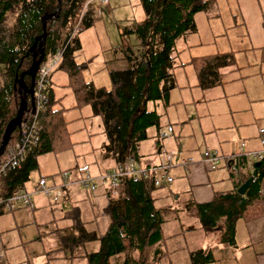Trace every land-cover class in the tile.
Listing matches in <instances>:
<instances>
[{"label":"trees","instance_id":"16d2710c","mask_svg":"<svg viewBox=\"0 0 264 264\" xmlns=\"http://www.w3.org/2000/svg\"><path fill=\"white\" fill-rule=\"evenodd\" d=\"M81 1L0 0V25L7 17L11 19L8 39L0 38V139L5 123L14 115L18 104L22 102L26 107L3 150L20 135L23 123L27 122L32 102L29 103L28 92L23 95L19 84L28 89V70L39 54L36 47L39 42L37 36L41 31V16L57 8L56 16L44 20V36L40 43L42 58L37 66L59 49V60L54 68L65 72V85L73 93L74 106L86 104L91 115L99 117L101 133L105 138L99 146L101 156L113 158L115 165L112 168L121 164L128 155H132L139 163L137 144L148 138L147 127L155 130L156 153L160 151V140L156 136L158 114L153 109H147L146 102L165 99L167 91L174 86L169 71L173 65L174 41L194 31L193 14L205 10L212 0H138L143 17L135 21L131 29H122L123 34H134L137 46H125L122 49L128 65L108 72V87L94 86L84 81L82 70L86 62L74 60V51L78 48L76 33L95 19L88 11L85 12L81 18L82 27L70 34ZM260 52V59L264 60V45L260 47ZM232 55V51H226L190 57L189 62L196 70L197 85L206 88L217 83L218 68L231 65ZM35 73L36 68L33 79ZM47 87L45 105L38 115L36 141L18 166L0 173L2 198L19 190L25 191L22 185L28 179L29 172L37 167L36 157L39 154L57 153L70 146L65 121L60 117L61 109L51 107L55 101L48 95ZM242 163L243 159L239 158L236 162L237 173ZM263 175L264 165L258 169L243 194H237L235 188L248 174L241 177L234 189L216 192L206 202L185 203L184 207L200 226L218 233L219 243L231 246L234 244L233 231L237 219L249 221L264 217V192L258 191V180ZM152 177L149 172L137 179L122 178L117 187L120 194L115 196L103 187L105 203L101 212L107 215L109 221L101 232L88 230L79 217L72 219L74 214L79 215L73 207L71 222L59 229L63 232V236H59V245L68 251V257H71L72 247L75 246L83 249L81 256L86 264H154L166 257L167 252L162 248L161 208L154 205L151 196L152 190L157 187L152 184ZM61 197L62 190L55 203L60 202ZM3 212L6 211H0V214ZM93 241L97 244L96 249L89 251L87 244ZM187 258L183 264H205L213 260L211 251L200 247L187 251Z\"/></svg>","mask_w":264,"mask_h":264},{"label":"rangeland","instance_id":"374dc122","mask_svg":"<svg viewBox=\"0 0 264 264\" xmlns=\"http://www.w3.org/2000/svg\"><path fill=\"white\" fill-rule=\"evenodd\" d=\"M233 7L234 5L231 0H212L205 10L197 12L193 18L196 32L195 34L189 35L190 43L202 40L204 36L202 35L203 29L207 25L210 26V21L217 25V34L215 35L217 44H224V47H232L234 44L242 41L241 37H239L240 40L237 41L234 36V32H236L239 25L236 22V15L233 11ZM142 17L143 12L138 4V0H108V5L102 8L100 16L95 17L91 24L85 27L86 30L83 33V37H78L80 49L75 56V60L76 62L87 61L88 67L82 71V77L85 80H92L93 83L104 87L109 86L108 71L114 68L113 66H116L114 61L111 60L116 54H119V50H121L122 53L124 47L121 45L123 42L129 47H132L136 42L134 34H123L122 29H131L134 22ZM10 20L11 19L7 17L6 21L0 25V38L8 39ZM77 29L76 25H74L73 32ZM62 31L67 30L63 29ZM177 40H175L174 48L178 53V59L184 61L188 56L185 52L186 50L183 49L184 45L180 40ZM206 46L207 44H205L204 47ZM233 48H235V46ZM243 53V51L239 50L232 52L234 63L244 66L236 70L235 78L237 76V79L229 81L226 75L220 76V79L225 81L223 89L225 90L228 103L230 102V95L227 89L235 91L243 90V92L247 94H252L256 91L260 81L257 70L259 69L260 72H264V60L260 61L261 59L259 60V58H257L258 54H254V58L250 53L247 55ZM238 75L240 76L239 78ZM64 76V73L61 71L53 70L50 80L52 81L54 97L58 94L62 95L61 100L56 106L67 107L73 104V97L68 88L60 86ZM1 79L2 75L0 76V80ZM216 89L218 88H214L212 91H216ZM209 102L205 101L204 103L207 107L209 106V108L210 106H214V109H211V112H213L211 118L221 121L224 117L222 114L223 101ZM152 105H156L155 109L160 111V104L158 101L147 102L146 107L151 109L153 108ZM202 107V105H195L196 114L199 116L201 131L193 133L197 137L194 138L192 142L189 143L186 141L181 148H176L172 146L173 139L169 140L168 138L165 141V152L169 153L171 152L170 150L173 151L170 154L171 166L167 170V174L171 177L172 182L162 183L155 187L151 192V196L154 198L155 205L164 208L162 211L163 217L165 212L168 211V213H172L174 217H177L178 220L166 223L163 221L161 224V231L164 237L162 248L168 254L154 264L186 263L188 260L187 251L197 247L204 248L207 244L212 245L218 238V233L215 230L200 227L194 216L188 217L187 213L179 208L180 202H176L173 198L170 199L166 194L168 190L174 187L181 188L182 190L185 189V187H183L185 180L178 178L176 175L179 171H182L181 167L178 166L181 160L191 159L194 161L188 164L197 163L206 166L207 164L203 162V156H201L203 151L221 155L217 147H211L207 138L202 137V126L207 123L206 120H202L203 115H205ZM224 112L228 115L227 110H224ZM231 115L233 116L234 112H232ZM62 117L65 120L68 119L66 128L70 131L69 138L73 142L71 148L57 154L45 153L37 156V168L30 172L25 182L26 185L34 184L38 177H44L45 182L51 184V180L48 179L49 176L52 175L51 173L57 174L60 170L72 167L74 164L80 165L85 163L88 165L90 172L101 171L113 165L114 160L112 157L103 158L100 155L98 146L104 142L100 120L98 116L90 114L87 105L67 107L62 111ZM237 118L241 119L243 123L242 128H245V130L249 132L251 126L247 123L245 114H240ZM263 120L264 117L259 116L253 121L254 123L256 122L255 126H258L262 124ZM262 125L264 128V124ZM147 132L151 134L152 128H147ZM248 135L247 133H241V135L236 138V141L238 140V142H240L241 140L243 142ZM151 139L152 138L143 139L138 147L142 159L148 161L147 163L157 164L159 162V157L154 151ZM234 148L235 146L231 148L232 151H235L234 153H237L239 148L243 151L247 150L243 146L239 147V144L235 149ZM186 149L190 150V152H185ZM222 163L223 160L221 157L217 167L221 166L219 169L224 171ZM72 173L75 177V172L72 171ZM68 176L72 177L70 171ZM213 188H223V190H225L228 188V182L227 180H222L218 184L213 185ZM117 194H120L119 189L112 192L111 195L115 196ZM104 202V197L98 196L94 200L89 201L79 200L76 203L70 201L66 209H61L59 203L50 204L44 206L43 209L40 210L42 213L41 215H39V212L34 211L37 208L32 210L34 213L31 215L30 212H26L25 210H23L22 214H15L14 211L1 213L0 264H8L13 259L20 260V257L23 258L24 255L31 257V255L34 254L36 255L32 256L29 261L23 259L18 262V264H70L68 262V251L59 245L60 237L63 236L62 230L59 229L71 222V215H73L72 211L75 208L78 210L79 215L76 216L74 214L72 219L79 217L78 219L83 220L82 223L88 230L96 229V231L99 230V232H101L109 221L107 215L101 212V206H103ZM175 204H177L176 207ZM168 205H171L172 208H169ZM87 207L91 209L90 212L92 214L88 215L86 213L87 210H82ZM81 212H83V215L80 218ZM28 215L31 217H27ZM38 235H40V240H38ZM96 246L97 244L95 241L87 244L89 251L95 250ZM77 247L81 246H75L77 253H82V248H79L78 251ZM49 254L52 255L49 256ZM57 259L59 260L58 262H56ZM63 259L67 260L62 261ZM74 264H78V261ZM84 264L86 263L84 262Z\"/></svg>","mask_w":264,"mask_h":264},{"label":"crops","instance_id":"0c3cea01","mask_svg":"<svg viewBox=\"0 0 264 264\" xmlns=\"http://www.w3.org/2000/svg\"><path fill=\"white\" fill-rule=\"evenodd\" d=\"M231 1L233 2L234 5L233 11L236 15V22L239 25L236 32H234L235 33L234 36L237 41H239L240 40L239 37H241L242 41L238 42L237 44H234L232 47L230 46L224 47V44L223 45L217 44V39L215 38V35L217 34L216 33L217 25H215L212 21H210L211 22L210 26L207 25L203 29L202 35L204 36L202 40H198L197 42L194 43H190L189 41V35L195 34L196 27L194 31L178 37L177 39H179L181 43L184 45L183 49L186 50L185 52L188 57L184 61H180L178 59V53L174 48L175 50H173L172 52L173 65L169 69L173 78L174 86L167 91V95L165 99L155 100L158 101L160 104V111H157L155 109L157 104L152 105L153 108H151L158 114V126L168 124L171 127L170 134L166 138L160 140L159 146L164 150L165 141L168 138L169 140L173 139L172 146L176 148L178 147L181 148L184 142L188 141L190 143L194 138L197 137L193 133L201 131V127L199 125L200 124L199 116H197L196 114L195 105H202L203 106L202 109L205 112V115H203L202 120H206L207 122L202 126V137L207 138V140L210 142V146L217 147L220 152L219 154H221V155L217 154L219 156L218 160L212 168H210L208 164L205 162L203 153L201 154V156H203V162L207 164L206 165L207 167L205 165H200L197 163H192V164L187 163V165L186 164L178 165L181 167L182 171H179L176 175L178 176V178H182L185 180L183 185L185 189L182 190L181 188L174 187L171 190H168L166 194L170 199L173 198V200H175L176 202L181 203L179 204L180 205L179 208L185 211L188 217L192 215L190 214V212L186 211L185 209L186 207H184L185 203L188 204L189 202H193V203L206 202L216 192L234 189V186L239 182L241 177L250 174L251 171L250 163L252 161L249 164L243 161L244 164L242 163L240 165V170H238L236 176L232 174V172L229 169V163H228L229 159L232 157H236L237 160L241 158L239 155V151L242 149L239 148V151L237 153H234L235 151L234 150L232 151L231 148H233V146H235L236 148L239 144V147L242 146L245 147L247 149L246 151L258 149L259 148L258 141L260 137L259 129L263 128L262 124H264V120H263L261 125L255 126L256 122L254 123L253 121L257 119V117L259 116L264 117V72H260L259 69L257 70L258 75L260 76V81L257 85L256 91L253 92L252 94H247L243 92V90L235 91V90L227 89L230 95V102L228 103L226 99L225 90L223 89V85L225 81L224 80L222 81L220 79V76L226 75L229 78V81H233L237 79V76L235 78V74L237 72L236 70L244 66L242 64L236 65L233 59V63L231 65L222 66L218 68L217 83L206 88H200L197 85L196 70L194 69L192 63L189 62L190 57L211 55L226 51L233 52L235 50L243 51L244 52L243 54L246 55L250 53L252 57H254V54H258L257 58H259L260 60V55H261L260 47L264 45V0H231ZM196 13L197 12L193 14V18ZM85 30H86L85 27L81 28L75 35L78 42V48L77 50L74 51V60H75V56L78 54L80 49V42L78 37L82 38ZM205 44H207L206 47H204ZM121 46L125 47L126 46L125 42H123ZM132 46H137V40ZM234 46L235 48H233ZM208 51H213V52H208ZM111 61H114V63L116 64V66H113L114 68H111V70H120L126 68L128 65L123 54L121 53V50H119V54H116ZM84 62H86V66L84 68L86 69L88 67L87 61ZM53 70H59L65 75L62 80L63 82L60 84V86L68 88L73 97V104L67 107H77L74 106L75 99L71 89L65 85L67 81L65 72H63L61 69L58 68H53L52 71ZM52 71L50 72V76ZM50 76L47 87V93L51 97V99L55 101L51 104V107L61 109L60 117L63 121H65V129L68 132V139L70 142V146L65 150H63L66 151L70 149L73 144V142L69 138L70 131H68V129L66 128L68 119L65 120L62 117V111L67 107L56 106V104H58L59 101L61 100L62 95L58 94L56 95V97H54L53 86H52V81L50 80ZM239 77L240 76L238 75V78ZM83 80L89 81L94 86L99 85L93 83L92 80L89 79L85 80L83 78ZM214 88H218V89H216V91H212ZM220 100H222L224 103V105H222L223 106L222 114L224 115V117L222 118L221 121L215 118H211L213 116V112H211V109L213 110L214 106H210L209 108V106L207 107V105L204 103L205 101L207 102L210 101L209 103L220 102ZM148 102H152V101H148ZM224 110H227L228 115L224 112ZM232 112H234L233 116L231 115ZM240 114H245V119L247 123L251 126V130L249 132H247L245 128H242L243 123L241 119L237 118V116ZM146 133L148 135V138H152L151 141L153 144L154 151L156 152V145L154 141L155 130L152 128L151 134H149L147 130ZM241 133H247L249 135L246 136L245 141L242 142L240 140V142H238V140L236 141V138L239 137ZM141 141L138 142L136 149V152L139 155L138 162L147 163L148 161L141 158L140 150L138 147ZM99 146H98V150H99ZM170 151L171 153L173 152L172 150ZM185 152H190V150L186 149ZM47 153H53V152H47ZM57 153H53V154H57ZM221 157L223 160L222 167L224 171L219 169L221 166L217 167V164L219 163ZM193 161L194 160L190 159V162ZM78 165L79 164H74L72 167L62 169L57 174L51 173L52 175H50L48 179L51 180V184H57L61 182L63 178L62 176L63 171H66L67 176L70 171L72 177L70 176L69 177L73 179L75 177L72 171H74L73 169ZM114 165L115 163H113V165L110 168H112ZM110 168H106V169H110ZM96 172H100V171H92L91 173H96ZM222 180H227L228 188H226L225 190H223V188L214 189L213 185L218 184ZM25 182L22 185V189L23 190L32 189L34 184L32 183L26 185ZM61 190H62V197L60 202H58L60 203L59 206L61 207V209H66L70 201L76 203L79 200L89 201V200H94L98 196L104 197L103 194L104 189H103V185L101 184L97 185L94 191H86L84 189H81L75 183L68 184L65 187H63ZM258 191L260 193L264 192V175L258 180ZM50 204L51 203L48 201L46 197H41L40 195L33 194L31 196L29 206L18 208L13 211L15 214H19V213L22 214L23 210H25L26 212H30L31 215L34 213L32 210H34V208H37L34 211L39 212V215H41L42 213L40 212V210H42L44 206H48ZM176 205L177 204H175V207ZM103 206H101V209ZM168 206L169 208H172L171 205ZM159 207L161 208L162 223L163 221L164 223H166L172 221L175 222L176 220H178L177 217H174L173 214L168 213V211L165 212L164 214L165 219H164L162 214L164 208L162 206ZM82 210H87L86 213L88 215L92 214L90 212L91 209H89V207L83 208ZM80 214L82 216L83 212H81ZM30 215H28L27 217H31ZM38 236H39L38 240H40V235ZM233 242L234 244L231 246L223 245L218 242V238H217L212 245L207 244V246L204 247L203 249H209L211 251L213 260L205 264H264V217L252 219L249 221H242L241 219H237L234 223ZM79 248L81 247H77L78 251ZM35 255L36 254L31 255V257ZM51 255L52 254H49V256ZM81 255L82 253H77L75 247H72L71 257L69 258L68 262L70 264H74L76 261H78V264H84L85 260ZM31 257L24 255L23 258L20 257V260L13 259L8 264H18V262L22 261L23 259L29 261ZM66 260L63 259L62 261H66ZM58 261L59 260L57 259L56 262Z\"/></svg>","mask_w":264,"mask_h":264},{"label":"built area","instance_id":"2783aa9c","mask_svg":"<svg viewBox=\"0 0 264 264\" xmlns=\"http://www.w3.org/2000/svg\"><path fill=\"white\" fill-rule=\"evenodd\" d=\"M108 5V0H82L79 5L78 12L74 18V25L78 29L82 27L81 18L85 12H89L91 17H99L102 8ZM73 27L70 30V34H73ZM60 50L56 49L54 53L44 62L40 63L36 67L35 77L32 85V107L28 116L27 122L23 123L20 135L12 142L11 145L6 147L0 155V173L19 165L24 155L31 148L32 144L36 141L37 133L39 130L38 115L43 111L46 99V87L49 83L50 71L57 65L59 60ZM22 89L23 95L28 91L19 84ZM171 127L168 124L161 125L156 130V136L159 140L166 138L170 134ZM259 148L250 151H239L240 157L245 163L258 160L264 157V128L259 129ZM170 154L166 153L163 148L160 147L158 153L159 162L157 164L151 163H137L132 155H128L121 164L116 165L114 168L96 173L92 175L86 164L77 166L74 170L75 178H70L65 172L62 173V181L57 184H48L45 182L44 177H38L33 188L31 190L17 191L9 196L2 198L0 196V211H13L18 208L28 206L31 196L33 194H39L41 196L48 197L51 203H55L61 196V189L64 185L69 183H76L80 187L89 191H94L97 184L103 185L105 189L114 192L119 182L124 177H132L134 179L144 177L147 173H152V184L159 186L162 183H169L171 177L167 174L170 164ZM203 156L205 162L210 168L218 160V155L213 152L204 151ZM190 159L181 160L180 164L189 163ZM236 157L229 159V169L233 175L236 176Z\"/></svg>","mask_w":264,"mask_h":264},{"label":"water","instance_id":"95a60500","mask_svg":"<svg viewBox=\"0 0 264 264\" xmlns=\"http://www.w3.org/2000/svg\"><path fill=\"white\" fill-rule=\"evenodd\" d=\"M57 11L58 9L56 8L53 12L49 13V14H46V15H42L41 18H40V34L37 36V39H38V44H37V51H38V56H37V59L36 60H33L32 63H31V66L28 70V73H29V76H30V83H29V86H28V94H29V103L32 102V96H31V93H32V79H33V73L35 71V68L37 66V64L40 62L41 58H42V53H41V48H40V43H41V40L44 36V20L46 18H49L51 16H56L57 15ZM25 104L20 102L16 108V111L14 113V115L5 123V126H4V130L2 132V135H1V139H0V154L5 146V144L7 143V140H8V136L10 134V132L13 130V128L15 126H17L19 123H20V119H21V115L23 113V111L25 110ZM264 165V157L258 159V160H255V161H252L250 163V166H251V171H250V174L249 176L243 181L241 182L236 188H235V192L237 194H243L244 190L247 188V186L249 185V183L253 180V178L256 176V173L258 171V169Z\"/></svg>","mask_w":264,"mask_h":264},{"label":"bare ground","instance_id":"6f19581e","mask_svg":"<svg viewBox=\"0 0 264 264\" xmlns=\"http://www.w3.org/2000/svg\"><path fill=\"white\" fill-rule=\"evenodd\" d=\"M32 95V94H31Z\"/></svg>","mask_w":264,"mask_h":264}]
</instances>
